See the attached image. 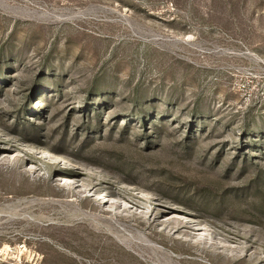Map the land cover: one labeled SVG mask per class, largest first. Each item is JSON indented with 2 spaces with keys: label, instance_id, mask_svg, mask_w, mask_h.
<instances>
[{
  "label": "rangeland",
  "instance_id": "374dc122",
  "mask_svg": "<svg viewBox=\"0 0 264 264\" xmlns=\"http://www.w3.org/2000/svg\"><path fill=\"white\" fill-rule=\"evenodd\" d=\"M0 264H264V0H0Z\"/></svg>",
  "mask_w": 264,
  "mask_h": 264
}]
</instances>
